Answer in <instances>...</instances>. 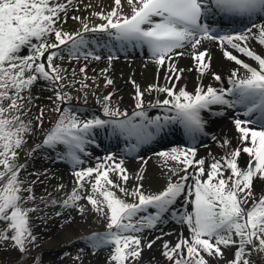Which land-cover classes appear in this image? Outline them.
Here are the masks:
<instances>
[{
	"label": "bare ground",
	"instance_id": "obj_1",
	"mask_svg": "<svg viewBox=\"0 0 264 264\" xmlns=\"http://www.w3.org/2000/svg\"><path fill=\"white\" fill-rule=\"evenodd\" d=\"M142 1L0 0V82H8L0 97L10 98L4 115L28 127L16 154L18 174L25 196L39 201L19 231L45 252L44 264H63L48 251L84 239L80 258L105 264L113 249H99L94 239L109 230L118 231L138 264H233L245 241L264 239V131L244 122L241 113L206 112L211 138L197 149L158 144L132 158L95 146L82 127L90 115L121 120L151 104L167 108L181 101L199 112L201 100L228 77L248 76L231 57L251 60L257 71L264 67V16L222 41L194 38L163 60L113 57L112 49L100 45V28L127 17ZM240 44L257 55L247 56ZM45 107L54 126L44 135ZM55 129L61 138L47 136ZM60 148L78 158L63 155L59 162ZM92 180L102 195L89 188ZM162 193L167 200L158 203L168 216L151 206ZM117 194L128 200L119 203ZM110 201L116 202L112 208ZM128 202L126 211L116 208ZM234 212L240 220L220 232L222 220ZM89 218L93 232L84 225Z\"/></svg>",
	"mask_w": 264,
	"mask_h": 264
},
{
	"label": "rangeland",
	"instance_id": "obj_2",
	"mask_svg": "<svg viewBox=\"0 0 264 264\" xmlns=\"http://www.w3.org/2000/svg\"><path fill=\"white\" fill-rule=\"evenodd\" d=\"M3 60L4 57L0 61L2 62ZM3 68L5 66L1 64L0 70ZM7 84L8 82L6 81L0 82V89L7 86ZM9 99L0 97V264H44L45 252L34 249L29 240L21 236L19 231L23 227L24 221L27 220V213L32 208V204H37L39 201L34 197L25 196L24 188L21 184L22 179L19 178L18 171L20 168L18 167L16 154L21 149L19 143L22 141L24 135L28 133V127L25 122H21L20 124L13 122L15 119L13 115H4L8 111ZM44 110L46 114L41 115V118L46 127L45 135L54 126V120H52L54 117L50 109L45 107ZM24 125L25 127H23ZM56 132L58 130L55 129L53 134L49 133V136H47L56 138L57 136H54ZM42 135L38 137V143H42ZM26 177L28 178V175ZM89 188L94 193L96 191L100 192L98 184L94 187L92 183ZM100 195H102L101 192ZM117 196L120 201L119 203L128 200L125 197H120L119 194ZM128 203H126V207ZM108 204L112 208L116 202L110 201ZM124 207L116 205V208H120V210ZM85 224L88 225V231L95 229L92 218L87 219ZM111 236L113 235L109 237ZM104 237L108 238V236ZM80 243L85 244V239L83 242L80 241ZM80 243H65L48 251V254L59 258L63 264H87V260L81 259L78 253L84 251ZM110 244L106 248H112L113 254L105 264H138L132 258V255L126 254L124 249L125 243L118 236ZM33 246L36 247L38 244ZM98 246L100 248V244ZM102 248L105 247L103 246ZM102 248L100 249L102 250ZM233 264H264V239L259 238V242L255 243V245L253 243L249 244V241H245L237 250Z\"/></svg>",
	"mask_w": 264,
	"mask_h": 264
}]
</instances>
